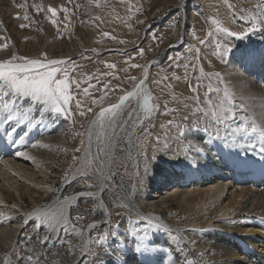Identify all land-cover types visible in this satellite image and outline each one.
<instances>
[{
	"label": "rangeland",
	"instance_id": "rangeland-1",
	"mask_svg": "<svg viewBox=\"0 0 264 264\" xmlns=\"http://www.w3.org/2000/svg\"><path fill=\"white\" fill-rule=\"evenodd\" d=\"M258 2L0 0V61L10 59L14 54L44 60L46 53L48 60L71 62L67 65L69 92L75 99L69 104V114L45 112L43 105L32 103L30 99H18L7 89L2 91L7 93L3 107L8 114L11 112L13 116H24L26 127L34 125L38 129L40 125L44 130L38 139L39 144L53 149L63 137L67 145L52 150L59 155L58 161L49 165L50 174L46 182L53 187L52 195L44 197L43 203L36 197V206L47 205L56 197L62 200L73 193L86 191L89 184L93 185L91 190L95 188L96 182L91 176L71 182L73 170L79 163L87 128L102 108L115 104L120 96L141 80L147 61L155 54L162 55L168 41L172 38L179 41L167 57L155 63L144 89L150 96L149 103L155 108L147 116L142 110V123L137 125L134 136L137 176L133 173L123 143L118 145L115 152L113 182L105 192L110 214L103 226L98 225L91 234V237L97 239L104 232H108L109 236L101 243L91 239V245L87 246V264H91L90 261H104L107 252L122 260L123 248L130 247L136 251V244L143 243L147 233L152 234L148 235L149 238L153 235L155 237L157 234L153 232H157L161 224L153 225L152 215H158L168 223L165 232L172 229L169 235L176 238L178 243H183L179 231L190 228L198 230L202 225L197 218L202 214L210 216L209 212L216 205L206 203L204 206L199 205L201 208L195 211L193 208L178 207L177 202L171 199L167 209L161 205L160 210L155 211L146 204L141 210H136L127 199L134 196L141 204L146 190L154 192L156 185L151 176L164 178L167 172L183 174L180 156L184 153L190 157L200 158L205 155L212 159L215 156L213 144H217L220 132L229 135L232 129L241 131L245 133L244 138L257 144L258 133L251 132V128L254 125L264 127V79L261 78L264 76V24L255 32L247 33L243 39L229 37L221 29L242 32L243 27L251 25V16L259 20ZM229 4L232 8H229ZM49 8L57 10L56 17L48 11ZM234 12L237 17L247 16L249 19H234ZM26 14L28 20L23 19ZM21 24L26 26L21 28ZM78 41L86 44L82 52H76ZM228 47L232 49L231 53L225 51ZM139 49L143 50L142 55ZM109 64L114 67L109 68ZM133 64L139 66L132 67ZM65 67L64 64L58 66L59 69ZM50 70H56L57 79L63 78L58 69ZM239 76L244 77L247 83L238 79ZM130 77L136 80L132 81ZM77 83L80 90L76 88ZM247 86H251L255 92L248 93L244 89ZM84 88L88 89L89 94H83ZM77 100L81 108L76 107ZM94 100L99 103L94 104ZM88 108L92 111L80 115L81 110ZM198 135L207 136L206 149L197 140ZM38 142L34 141L32 145H39ZM96 145L99 147H94V150L99 151L100 156L103 145L98 142ZM32 148L41 151V147ZM222 150L227 153L219 157L225 158L226 154L229 156L223 144ZM219 157V160L222 159ZM175 182L171 181L166 187L173 188ZM201 183L187 187L200 190ZM34 208L29 196H26L20 207L11 198L7 204L0 203V216L11 226L28 217ZM103 211V206L96 198L87 197L78 200L73 206L72 218L80 216L79 220L73 219L74 224L86 230L89 224L102 219ZM259 240L264 242L262 234ZM251 246L252 251L258 249L254 247L253 241ZM5 261L6 255L0 252V264Z\"/></svg>",
	"mask_w": 264,
	"mask_h": 264
},
{
	"label": "bare ground",
	"instance_id": "bare-ground-1",
	"mask_svg": "<svg viewBox=\"0 0 264 264\" xmlns=\"http://www.w3.org/2000/svg\"><path fill=\"white\" fill-rule=\"evenodd\" d=\"M175 40L176 38H172L168 41V44L175 46L177 43ZM85 49V42L78 41L76 52H82ZM158 56L163 55L155 54L152 57L153 60L150 59L151 62ZM148 64L149 62L146 63V65ZM237 78L242 80L244 77L239 76ZM261 78L264 79V76ZM244 82L247 83L245 80ZM146 83L143 85L145 86L143 90L146 88ZM133 87L128 91H132ZM244 89H247V92L251 94L255 92L251 86ZM4 92H1L0 95V143L3 142L6 134L11 135L13 133L9 129L15 130L17 137L20 135L25 137L23 144L19 145V150L24 152L28 158L15 154L17 146L0 152V203L7 204L9 199L14 198L15 204L20 207L26 196H29L32 198L35 208L24 220L17 221L11 226H8L5 219L0 216V252L6 255V261L3 264H84L87 260V246L91 245L89 237H91L94 228L84 230L77 227L72 219V213L73 206L77 201L87 198L79 195L85 191L73 193L66 197L67 200L56 197L47 205L36 206V197L40 198V203H43L44 197L47 198L52 195L51 190L53 187L46 183L50 174L49 165L59 159V155L54 151L55 154H53L52 150L58 149L59 146H67L65 139L61 137L62 139H60L58 145H54L56 147L50 149L51 147L43 146L38 142L44 130L35 129L34 125L26 127L24 116L18 117L15 115L11 122L6 120L5 117L8 113L3 107L6 100ZM259 94L261 93L259 92ZM143 98V95L131 98L130 103L126 104L121 110L116 124L121 120L127 121L129 112L133 110H135L136 116L142 120ZM262 98H264V90ZM118 102L119 99L116 103ZM93 119H95L94 129H96L98 135L90 142L91 151L89 152V133L86 131V139L83 142L79 163L73 170L71 182L86 177L83 175V161L86 153L90 162L89 166L98 162L95 158L99 155V151L96 152L94 147L96 149L99 147L96 143L98 138L101 137L100 135L105 132L111 136L109 138L110 145L105 149L104 144L99 156V158L107 161L105 172L110 168L113 173L115 152L118 145L123 143L128 151L133 173L137 176L135 168L138 167V163L135 160L137 150L134 136L141 123L133 119L124 128L114 124L115 131L113 132L106 122L101 127V118L94 117ZM103 119L106 121L107 117ZM17 120H19V123H17ZM230 132L229 135H225L226 132L225 134L220 132L217 144H213L215 156L212 159L207 158L205 155L200 158L190 157L189 154L184 153L183 156H180L183 174L167 172L164 178L151 176L152 182L156 185L154 192L146 190L144 201L141 204L136 201L134 196L127 199L129 205L136 210H141V207H145L146 204L153 207L155 211H159L161 205L167 209L169 208L168 201L171 199L177 202L178 207L193 208L194 210L206 203L216 205L212 212H209L210 216L202 214L197 218L202 227L198 230L190 228L188 230L182 229V232L179 231L183 241L180 244L176 238L169 235L171 228L169 232H165L168 229V223L162 221L160 217H157L158 215H152V224L160 223L161 226L158 227L157 232H153V234H157L155 237L153 235L152 238H149L148 235L152 236V234L147 233L143 238V243L151 241V252L141 254L132 251L129 249L130 247H125L123 248L124 257L122 260L107 252L108 254L104 255L105 260H102L103 262L92 263L90 261V263L264 264V242L259 240L260 234L263 235L264 240V159H261L256 152H245V148L251 141L249 138H244V132L234 131L233 129ZM206 137V135H198L197 137V140L203 143L205 149L207 148ZM34 141L38 142L39 145H36V147H41V151H35L32 148L31 145ZM257 141V148H259L260 139L258 138ZM222 144L227 148L229 156L227 154L225 158L219 160L218 155L220 152H222V155L225 153V151H222ZM33 163L35 164L33 165ZM88 176H91L96 182L94 176ZM171 181H177V183L175 182V186L169 189L166 186ZM112 182L111 176L103 186L102 191L96 187L92 190L95 192L93 198L100 202L104 210V215L98 221L96 227L101 224L103 226L110 214L105 192L107 186L111 185ZM200 182H202L200 190L187 187V185L190 187V184L195 186ZM32 195L35 197H32ZM62 207L70 220L67 224L57 223L53 219V216ZM251 241H253L254 247H258L256 251H252ZM29 254L33 257L31 262L27 261ZM21 258H23V261Z\"/></svg>",
	"mask_w": 264,
	"mask_h": 264
},
{
	"label": "snow or ice",
	"instance_id": "snow-or-ice-1",
	"mask_svg": "<svg viewBox=\"0 0 264 264\" xmlns=\"http://www.w3.org/2000/svg\"><path fill=\"white\" fill-rule=\"evenodd\" d=\"M20 7H24V5H20ZM257 7L259 10V20H257L256 16H251V25L248 27H243L242 32L229 31L226 28L221 29V31L229 37L243 39L247 33L255 32L256 30H258L259 26L261 24H264V0H259ZM229 8H232L231 4H229ZM48 11L52 13L53 17H56L57 10L55 8H49ZM65 12H67V9H65ZM233 17L234 19L239 18L241 20L249 19V17L247 16L237 17V14L235 12L233 13ZM17 19H20V17H17ZM23 19H29L27 14L23 17ZM53 23H55L54 20ZM25 26L26 25L24 24L20 25L21 28H24ZM201 43H204V41L201 40ZM4 47H7V45H4ZM225 51L231 53L232 49L228 47L225 49ZM138 52L142 55L143 50L139 49ZM44 57V60L28 59L14 54L10 59L0 61V92H2L3 89H7L12 93L14 97L18 99H30L32 103L43 105V111L45 112L50 111L51 113L62 115L69 114V104L73 99H75V97L69 92L70 81L67 73V65L71 62L48 60L46 53L44 54ZM221 60L223 61V56H221ZM61 64H64L66 67L63 69H59L58 66ZM107 66L109 68L114 67L111 64ZM138 66L139 65L135 64L132 65V67ZM184 67L187 68V65H185ZM50 68L58 69L59 71H61L63 78L57 79L56 70H50ZM201 71H203V69H201ZM145 72H147V69H145ZM216 75L217 77L220 76L219 73H217ZM129 79L132 81L136 80L135 77H130ZM143 83L144 81H141L139 84H134L132 91H127L124 95L119 97L118 103L112 104L106 108H102V110L99 112V118H101V127H103L104 123L106 122L107 126L114 132L115 127H113V125L116 124L121 110L126 106V104L130 103V100L133 97L143 95V109L145 116H147L150 111L154 110L155 106L149 103L150 96L143 90ZM76 88L77 90H80L79 83L76 84ZM82 92L85 95L89 94L87 88L82 89ZM4 95H7V93H4ZM93 103L97 104L99 102L94 100ZM76 107L81 108V103L78 100L76 101ZM86 111H92V109L88 108L86 110H81L80 115H85ZM105 117H107L106 121L103 119ZM5 119L11 122L13 120V114L10 112L5 117ZM133 119H136L138 122L142 123V120L136 116L135 110H133L129 112V119L127 121L121 120L118 124H116V126L124 128L129 123H131ZM17 123H19V120H17ZM245 131H247V129H245ZM251 132L258 133L260 145L259 148H257V144L255 142L249 143L245 148V152H256L258 155H260L261 159H264V127H257L254 125L251 128ZM24 139L25 137L23 135L17 137L15 135V132H13L11 135L6 134L3 138V142L0 143V152H4L11 149L13 146H17V151L15 154L28 158L24 152L19 150V145L23 144ZM110 142V139H108L105 145V149H107ZM32 146L36 147L35 144H33ZM88 150L89 152L91 151L90 143L88 146ZM75 151H80V149H76ZM95 159H97L98 162L89 166L90 162L88 161V154L86 153L85 159L83 161V175L94 176V179L96 181L95 187L98 190L102 191L103 186L107 183V180L111 178L113 173L110 168L107 172H105V168L107 167V161L105 159L99 158L98 155ZM92 188L93 185L89 184L88 190L79 195H82L84 197H94L95 192L91 190ZM65 200H67V198H65ZM53 219L57 223L67 224L70 222L69 217L67 216L63 207L53 216ZM72 219L79 220L81 219V217L76 216ZM145 219L147 220L148 217H145ZM97 223L98 222H94L93 224H89L87 227L89 229H93L96 227ZM108 236L109 233L104 232L103 235H101L98 239L95 237H89V239H95L97 243H101L104 242ZM150 244L151 241H148L147 243H138L136 244V251L140 252L141 254H144L145 252H151L152 249L150 247ZM21 260L23 261V258H21ZM32 260V256L27 257V261L31 262Z\"/></svg>",
	"mask_w": 264,
	"mask_h": 264
},
{
	"label": "water",
	"instance_id": "water-1",
	"mask_svg": "<svg viewBox=\"0 0 264 264\" xmlns=\"http://www.w3.org/2000/svg\"><path fill=\"white\" fill-rule=\"evenodd\" d=\"M176 42V44H175V46H173V45H170V44H168V46L165 48V50H164V52H163V56H158L154 61H152L151 62V60H153V59H151V60H148L147 61V63L149 62V64L148 65H146L145 64V69H147V72H144V75H143V77H142V79L139 81V83L141 82V81H144V83H143V85L147 82V81H149V79H150V77H151V73H152V71H153V69H154V65H155V63H157L158 61H160V60H162V59H164L165 57H167V55L169 54V53H171V51L179 44V41L178 40H175ZM138 83V84H139ZM145 86H143V88H144ZM100 112V111H99ZM99 112L95 115V118H99ZM95 119H93L92 121H91V123H90V125H89V127H88V130H87V133H89V139H88V143H90L91 141H93L94 139H95V137L98 135V133H97V131H96V129H94V123H95V121H94ZM99 132V131H98ZM101 137L100 138H98V143H101L102 145H106V142H107V140L111 137V136H109L106 132L105 133H102L101 135H100ZM110 145V144H109ZM108 145V146H109Z\"/></svg>",
	"mask_w": 264,
	"mask_h": 264
}]
</instances>
